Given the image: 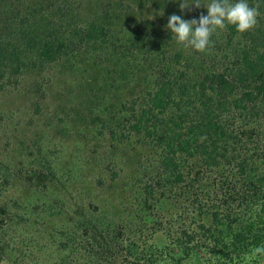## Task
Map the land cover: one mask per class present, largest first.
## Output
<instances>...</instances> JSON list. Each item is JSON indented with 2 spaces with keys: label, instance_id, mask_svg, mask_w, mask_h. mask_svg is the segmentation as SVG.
Here are the masks:
<instances>
[{
  "label": "trees",
  "instance_id": "1",
  "mask_svg": "<svg viewBox=\"0 0 264 264\" xmlns=\"http://www.w3.org/2000/svg\"><path fill=\"white\" fill-rule=\"evenodd\" d=\"M23 87L28 123L46 114L54 131L34 128L30 145L47 154L46 137L54 150L74 141L82 147L76 155L83 152L75 179L91 164L97 170L91 182H80L71 207L59 200L63 236L47 226L42 249L58 242L73 255L86 237L89 264H205L201 251L215 255L212 264L264 261V0H0V95H20ZM38 161L47 173L26 171L36 192L50 182L66 187L55 172L61 161ZM0 169L8 182V165ZM210 170L221 177L234 171L246 197L257 198L256 216L203 203L197 181ZM117 179L129 185L119 189ZM232 182L230 174L221 181L230 189ZM221 191L230 204L231 191ZM183 200L211 219L199 226L213 240L210 248L191 246L195 232L177 228V216L172 224L169 214ZM6 218L10 210L0 205V223ZM166 220L176 228V251L162 228Z\"/></svg>",
  "mask_w": 264,
  "mask_h": 264
},
{
  "label": "rangeland",
  "instance_id": "2",
  "mask_svg": "<svg viewBox=\"0 0 264 264\" xmlns=\"http://www.w3.org/2000/svg\"><path fill=\"white\" fill-rule=\"evenodd\" d=\"M225 10L226 9H222L221 12ZM144 25H148V23ZM78 76V79L82 80L81 76ZM83 82L85 83V81ZM55 90L56 89L53 90V94L56 95L57 93L58 95V91ZM29 95L30 93L24 87L21 88L20 95L14 93L0 95V109L2 110L0 114V164L1 166H3V164L8 165L9 172L12 174L8 182L4 183V179H1L2 170L0 169V205L8 207L11 217V220L6 218L4 222L0 223V244L3 245L5 249L4 252L0 253V264H60L63 259L65 264H69L68 261L70 260L71 264H89L88 262L92 260V254L89 252V248L91 247L86 237L80 240L78 239L77 242L79 243L76 246L77 251L73 253V255L69 254L70 248L60 250V248L56 247L58 242L51 247L47 246L43 249L41 245L44 241L47 242V237L50 232L47 226L49 228L50 226L55 227L56 234L60 237L63 236V216L57 214L58 210L61 208V202L59 200L63 197L66 203L68 202L67 205L71 207L72 205L70 204L74 203V200L77 199L79 194L78 187L81 184L80 182H83L85 185V182H91L94 179V173L91 169L96 170L94 168L96 164H91L93 168H91L90 171L87 172V175L78 182L73 172L74 169L78 168V164L82 162L83 152L76 155L78 149L82 151V147L77 146V144L71 140H69L68 143V140L65 139L62 141L63 144H61V146H59V143H56L57 145L54 144V150L52 149V145H50L51 139L46 136V138L41 141V149L46 147L52 152L44 154L45 151H39V149H37L40 144L30 145L28 137H33L32 132L34 128L37 129V132L42 134L46 133L47 135L54 131H49L46 114L34 117L37 121L35 122L34 119L33 123H28V120L32 117L29 111L30 109L26 110L24 105L28 106ZM72 127L74 128L75 125L73 124ZM254 139L255 138L252 139L253 145H250V143L247 144L251 152H253L254 149L249 146L258 145V142ZM101 141L102 140L94 142L99 144L98 146L100 149L101 147H105L104 142ZM92 144L93 143L90 145L92 146ZM28 146H30V149ZM260 150L262 149L260 148ZM30 152H33L34 156H32ZM87 153H89L88 148ZM124 153L127 155L128 150H125ZM135 155L136 154H134V156ZM42 158H47L50 162L54 163V165L57 161H61L60 164L55 167V172L57 176L63 177L62 179L65 180L66 187L61 188L57 183H48L49 180H47L46 184L48 183V185L42 192H36L34 190L28 180L26 171L35 167L47 173L46 167L44 168L38 161V159ZM99 165L100 168L108 174L111 172L109 164L104 161L99 163ZM20 171L21 175L19 174L18 176L17 172ZM136 172L139 173L138 170ZM234 173L235 172L232 170L226 173L227 175L230 174L231 181H234L231 184L235 182L237 184V186H231L232 188L230 189V186L221 183V181L224 182L226 174L224 177H221L216 171H207L205 178L197 181L200 190H196V192H199L200 198L204 197L202 199L204 201L202 202L206 203V205L208 204L209 207L216 204L220 206L219 208L223 214L231 213L234 217L242 216L245 219H249L256 216L255 211L259 209V205L255 202L256 197H246L248 188L245 185L243 186L239 176H237V179H234L236 178ZM106 178L110 180L109 178H111V175H109V177L106 175ZM116 181L115 186L119 189H122L120 185H124L123 189L129 185L127 184V180L124 179H117ZM221 190L231 191L234 199H228L230 204L223 203L226 197L222 194ZM115 197L113 198L114 201L117 200ZM229 197L228 195L227 198ZM192 201L193 200L181 201V203H179V208L176 207L178 206L177 204L175 205L173 214H169V216L174 218V220H171L174 222L172 224H175V216H177V228L183 223L184 228H188L192 233L195 232V239L193 243H191V246L198 242H203L210 248V246L214 245V242L203 234L199 226L201 223L205 222L206 227H209L212 221L211 219L199 218L197 213L194 212L195 207L193 208ZM104 203L108 204L109 201H105ZM117 203L118 201H115V204ZM181 209L183 210L181 211ZM18 217L23 220H17ZM108 217H110V215H108ZM164 217H166V215H164ZM170 224L171 222L166 220L162 228L169 234H165L166 238L171 235L170 239L167 241L168 244L170 242L171 246L169 245V247L176 251L177 249H175L174 244L175 237L177 236L175 233L176 228L175 225L170 226ZM38 248L41 249L37 252ZM67 255H70L69 260L66 259ZM199 256L202 260H205V264L207 261L209 264H212L215 260V255H208L205 251H201ZM261 264H264V261H262Z\"/></svg>",
  "mask_w": 264,
  "mask_h": 264
}]
</instances>
